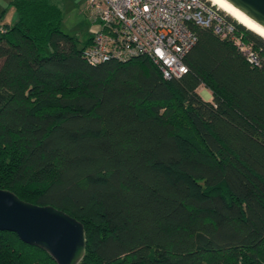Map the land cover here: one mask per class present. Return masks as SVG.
Listing matches in <instances>:
<instances>
[{
	"label": "trees",
	"instance_id": "1",
	"mask_svg": "<svg viewBox=\"0 0 264 264\" xmlns=\"http://www.w3.org/2000/svg\"><path fill=\"white\" fill-rule=\"evenodd\" d=\"M9 5L0 189L81 221L78 264H264V38L229 15L246 50L193 25L168 79L144 55L89 62L94 35L78 46L52 0ZM0 264L56 262L0 231Z\"/></svg>",
	"mask_w": 264,
	"mask_h": 264
},
{
	"label": "built area",
	"instance_id": "2",
	"mask_svg": "<svg viewBox=\"0 0 264 264\" xmlns=\"http://www.w3.org/2000/svg\"><path fill=\"white\" fill-rule=\"evenodd\" d=\"M87 7L89 18L101 24L86 50L93 64L144 55L164 78L178 77L187 72L183 57L197 41L193 25L247 49L229 14L211 0H88ZM248 55L250 62L256 61L252 52Z\"/></svg>",
	"mask_w": 264,
	"mask_h": 264
},
{
	"label": "water",
	"instance_id": "3",
	"mask_svg": "<svg viewBox=\"0 0 264 264\" xmlns=\"http://www.w3.org/2000/svg\"><path fill=\"white\" fill-rule=\"evenodd\" d=\"M264 28V0H226ZM0 231L46 251L56 264H78L86 239L81 221L51 205H37L0 189Z\"/></svg>",
	"mask_w": 264,
	"mask_h": 264
},
{
	"label": "rangeland",
	"instance_id": "4",
	"mask_svg": "<svg viewBox=\"0 0 264 264\" xmlns=\"http://www.w3.org/2000/svg\"><path fill=\"white\" fill-rule=\"evenodd\" d=\"M52 1L56 3L62 10V31L76 37L78 46H81L88 37L94 35V33H96L101 27L99 22L92 21L88 16V0ZM9 2L10 0H0V14L2 15L4 13V15L0 18V24L6 23L5 21L6 19H9L11 12L16 14L15 9L9 5ZM204 88L205 87L203 85H200L198 89L199 94L205 100H212V95L208 98L205 97L206 94L204 93V90L207 88Z\"/></svg>",
	"mask_w": 264,
	"mask_h": 264
},
{
	"label": "bare ground",
	"instance_id": "5",
	"mask_svg": "<svg viewBox=\"0 0 264 264\" xmlns=\"http://www.w3.org/2000/svg\"><path fill=\"white\" fill-rule=\"evenodd\" d=\"M214 4L219 6L222 10L227 12L230 16L234 19L251 29L252 31L256 32L257 34L261 35L264 38V28L251 20L245 14L240 12L234 6L229 4L226 0H211Z\"/></svg>",
	"mask_w": 264,
	"mask_h": 264
},
{
	"label": "crops",
	"instance_id": "6",
	"mask_svg": "<svg viewBox=\"0 0 264 264\" xmlns=\"http://www.w3.org/2000/svg\"><path fill=\"white\" fill-rule=\"evenodd\" d=\"M16 19V14H13V12H11V15L9 17V19H6V23H11ZM200 87V86H199ZM198 87V89H199ZM205 89V88H204ZM199 91V90H198ZM204 93L206 94L205 97L208 98L209 96H211V92L207 89L204 90Z\"/></svg>",
	"mask_w": 264,
	"mask_h": 264
}]
</instances>
